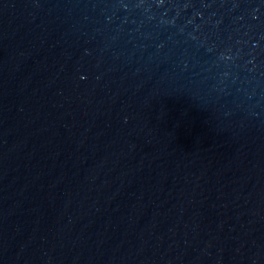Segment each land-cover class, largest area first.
I'll list each match as a JSON object with an SVG mask.
<instances>
[{
	"label": "water",
	"instance_id": "obj_1",
	"mask_svg": "<svg viewBox=\"0 0 264 264\" xmlns=\"http://www.w3.org/2000/svg\"><path fill=\"white\" fill-rule=\"evenodd\" d=\"M0 264H264V0H0Z\"/></svg>",
	"mask_w": 264,
	"mask_h": 264
}]
</instances>
